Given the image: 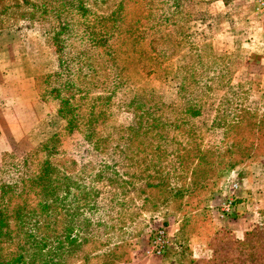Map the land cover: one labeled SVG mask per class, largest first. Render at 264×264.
<instances>
[{
    "label": "rangeland",
    "instance_id": "374dc122",
    "mask_svg": "<svg viewBox=\"0 0 264 264\" xmlns=\"http://www.w3.org/2000/svg\"><path fill=\"white\" fill-rule=\"evenodd\" d=\"M213 1L0 0V180L15 177L10 162L64 130L57 95L83 103L111 89L110 125L138 124L127 147L109 142L86 169L97 208L89 203L78 218L89 225H74L82 241L72 264H106L108 254L119 257L114 264H264L256 198L264 200V69L245 66L243 48L215 47L212 34L228 15L203 9ZM87 148L77 131L65 136L59 167L71 158L77 173L93 158ZM233 179L238 215L220 219ZM165 224L176 255H145Z\"/></svg>",
    "mask_w": 264,
    "mask_h": 264
},
{
    "label": "trees",
    "instance_id": "16d2710c",
    "mask_svg": "<svg viewBox=\"0 0 264 264\" xmlns=\"http://www.w3.org/2000/svg\"><path fill=\"white\" fill-rule=\"evenodd\" d=\"M54 40L53 48L60 64L62 54L58 39ZM144 67L146 65L142 69ZM113 92L109 89L106 95L90 97L83 103L73 102V97H68L70 93L57 95L60 98L58 111L66 120L64 130L9 163L16 175L0 180V264H72L71 259L78 253L79 241H82L73 233L74 225H89L86 219L80 221L78 218H83L89 203L97 208L90 196L92 188L84 183L86 169L96 159L102 160L100 154L107 153L109 142H123L127 147L138 125L136 121L130 126L110 125L113 122L108 110L112 106ZM51 93H58V89L53 87ZM135 101L136 96H133L130 103L136 106ZM134 110L136 112V108ZM101 127H110L112 132L103 137L99 133ZM262 129L257 133L259 145L264 143ZM75 131L87 143L86 156L93 158L78 168L77 173H72L75 161L66 158L65 167L61 169L56 155L61 152L65 136ZM127 131L133 133L114 137ZM117 148V145L113 146V149ZM102 168L107 166L102 164ZM104 174L103 169L95 177L101 180ZM237 210L229 218L236 217ZM170 250L176 255L172 246L163 256ZM88 258L85 256L82 260ZM107 259L106 264H114L119 257L108 254Z\"/></svg>",
    "mask_w": 264,
    "mask_h": 264
},
{
    "label": "crops",
    "instance_id": "0c3cea01",
    "mask_svg": "<svg viewBox=\"0 0 264 264\" xmlns=\"http://www.w3.org/2000/svg\"><path fill=\"white\" fill-rule=\"evenodd\" d=\"M237 3L235 13H230L231 3ZM252 0H214L206 3L203 9L213 8L215 15H228L221 21L216 32L212 34L213 43H217L223 50L231 51L237 47L243 48L246 53L244 65L264 69V14H256L253 10ZM218 48V47H217ZM254 56L256 59H251ZM257 57V58H256ZM264 207V200L259 199ZM234 231L250 225H229ZM135 262V261H134Z\"/></svg>",
    "mask_w": 264,
    "mask_h": 264
},
{
    "label": "built area",
    "instance_id": "2783aa9c",
    "mask_svg": "<svg viewBox=\"0 0 264 264\" xmlns=\"http://www.w3.org/2000/svg\"><path fill=\"white\" fill-rule=\"evenodd\" d=\"M253 8L256 14H264V0H253ZM241 183L239 180L230 181L224 190L222 199L218 205V216L220 219H227L233 215L237 209L240 199ZM171 225H160L151 232L148 237L144 254L147 256L163 257L169 249L173 231Z\"/></svg>",
    "mask_w": 264,
    "mask_h": 264
}]
</instances>
